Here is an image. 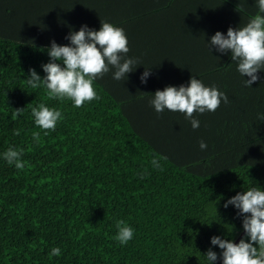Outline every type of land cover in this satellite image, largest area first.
<instances>
[{
    "label": "trees",
    "instance_id": "16d2710c",
    "mask_svg": "<svg viewBox=\"0 0 264 264\" xmlns=\"http://www.w3.org/2000/svg\"><path fill=\"white\" fill-rule=\"evenodd\" d=\"M256 14L258 0H0V264H208L209 248L221 252L211 237L235 242L242 218L224 204L264 190V69L246 87L231 54L206 44ZM100 21L124 30L139 61L126 79L110 70L93 83L99 99L78 108L25 83L30 68L45 76L50 42L69 45L70 31ZM191 76L229 101L194 113L195 130L149 104ZM40 103L62 114L46 135L31 115ZM9 147L23 169L3 158ZM118 220L134 232L124 245Z\"/></svg>",
    "mask_w": 264,
    "mask_h": 264
},
{
    "label": "clouds",
    "instance_id": "9594fccd",
    "mask_svg": "<svg viewBox=\"0 0 264 264\" xmlns=\"http://www.w3.org/2000/svg\"><path fill=\"white\" fill-rule=\"evenodd\" d=\"M258 8L259 14L254 15L245 26L235 29L229 27L226 35L216 32L206 44L209 51L215 48L221 54H231L238 73L249 78L244 80L246 87L255 83L259 79L257 73L264 69V0H258ZM65 39L69 41V45L61 46L55 41L50 42L47 49L49 62L41 65L45 73L43 79L30 68L25 81L33 89L44 87L49 99H70L75 107H81L85 102L99 99L93 87L95 80L112 69L114 80L126 79L127 74L136 68L134 65L139 63L137 59L127 57L130 49L124 30L109 22L100 21L98 31L82 25L79 31H70ZM150 74L151 69H145L139 78L140 82L146 83ZM151 96L149 104L157 113L165 110L183 113L194 130L200 125V121L193 118L194 113L214 112L221 101L225 104L229 102L225 93L214 86L206 87L193 76L187 86H166ZM23 110H14L13 118L20 116ZM31 115L35 125L45 130V135L48 130H54L57 122L62 119L59 110L49 108L44 103L31 107ZM14 134L19 135V131ZM39 136V132L33 133L34 139ZM199 147L204 150L207 145L201 141ZM22 155V150L9 147L3 153V158L9 165L21 170L25 167ZM151 164L160 167L157 159H153ZM229 205L237 209V217L242 218L244 237L239 243H234L231 239L213 236L210 243L221 249L219 257L211 248L203 256L208 264H215L218 259L222 264H264V190L250 187L238 192L226 201L224 207ZM116 229L114 239L121 245L133 238V229L125 221H116ZM60 254L59 248L51 251L52 256Z\"/></svg>",
    "mask_w": 264,
    "mask_h": 264
},
{
    "label": "water",
    "instance_id": "95a60500",
    "mask_svg": "<svg viewBox=\"0 0 264 264\" xmlns=\"http://www.w3.org/2000/svg\"><path fill=\"white\" fill-rule=\"evenodd\" d=\"M243 235H244V233L242 232L241 235L237 238V240L234 243H238ZM219 264H222V261H220Z\"/></svg>",
    "mask_w": 264,
    "mask_h": 264
}]
</instances>
